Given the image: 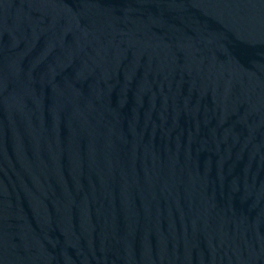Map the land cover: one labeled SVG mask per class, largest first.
I'll return each mask as SVG.
<instances>
[{"label": "water", "instance_id": "obj_1", "mask_svg": "<svg viewBox=\"0 0 264 264\" xmlns=\"http://www.w3.org/2000/svg\"><path fill=\"white\" fill-rule=\"evenodd\" d=\"M0 264H264V0H0Z\"/></svg>", "mask_w": 264, "mask_h": 264}]
</instances>
